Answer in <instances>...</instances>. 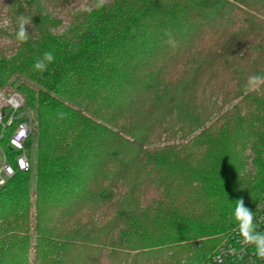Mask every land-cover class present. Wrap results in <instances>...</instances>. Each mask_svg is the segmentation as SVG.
Here are the masks:
<instances>
[{"label": "trees", "instance_id": "16d2710c", "mask_svg": "<svg viewBox=\"0 0 264 264\" xmlns=\"http://www.w3.org/2000/svg\"><path fill=\"white\" fill-rule=\"evenodd\" d=\"M0 40V264H207L256 209L264 0H0Z\"/></svg>", "mask_w": 264, "mask_h": 264}, {"label": "built area", "instance_id": "2783aa9c", "mask_svg": "<svg viewBox=\"0 0 264 264\" xmlns=\"http://www.w3.org/2000/svg\"><path fill=\"white\" fill-rule=\"evenodd\" d=\"M22 98L13 93L8 99L0 92V124L4 117V110L10 106L12 114L22 106ZM13 120L11 115L6 125ZM31 132L30 121L24 120L17 124L13 134L9 138L10 146L18 153L15 158V166L20 172H26L29 168L24 150V143ZM0 186L14 175L13 167L5 162L4 155L0 151ZM255 231L264 233V194L253 211ZM243 237L240 235V226L222 242L207 264H264V259L255 255V246L242 244Z\"/></svg>", "mask_w": 264, "mask_h": 264}, {"label": "clouds", "instance_id": "9594fccd", "mask_svg": "<svg viewBox=\"0 0 264 264\" xmlns=\"http://www.w3.org/2000/svg\"><path fill=\"white\" fill-rule=\"evenodd\" d=\"M102 2L103 0H101V3ZM30 24L31 21L28 18L24 16L19 18V29L16 33V39L18 41H27L29 33L26 31L25 26ZM166 35L168 39L165 43L175 47L177 42L171 32L166 33ZM53 60V54L51 52H45L43 59L38 60L35 63L34 68L43 71L46 69L47 63H50ZM262 85H264V75L249 76L247 84L245 85V91H259ZM234 218L239 222L240 235L243 237L242 244L245 245V247L248 245H254L256 249L255 255L260 259H264V233L255 231L256 225L254 224V213L244 205L243 199L237 200L234 210Z\"/></svg>", "mask_w": 264, "mask_h": 264}, {"label": "rangeland", "instance_id": "374dc122", "mask_svg": "<svg viewBox=\"0 0 264 264\" xmlns=\"http://www.w3.org/2000/svg\"><path fill=\"white\" fill-rule=\"evenodd\" d=\"M0 42H1V40H0ZM1 93H3L4 95H5V98L6 99H8L13 93H11L10 92V94H8V95H6V93H5V91H2ZM23 103V102H22ZM11 112V108H10V106L9 107H7L6 109H5V114L7 115V114H9ZM0 166H1V162H0ZM222 244V243H221ZM221 244H219V246L221 245ZM219 246H217V248L219 247ZM217 248L215 249V250H217ZM215 253V252H214ZM213 256V255H212Z\"/></svg>", "mask_w": 264, "mask_h": 264}]
</instances>
